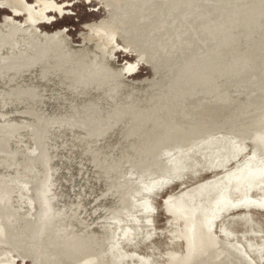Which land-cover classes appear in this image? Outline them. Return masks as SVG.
I'll list each match as a JSON object with an SVG mask.
<instances>
[{"label":"water","instance_id":"1","mask_svg":"<svg viewBox=\"0 0 264 264\" xmlns=\"http://www.w3.org/2000/svg\"><path fill=\"white\" fill-rule=\"evenodd\" d=\"M0 264H264V0L1 68Z\"/></svg>","mask_w":264,"mask_h":264},{"label":"rangeland","instance_id":"2","mask_svg":"<svg viewBox=\"0 0 264 264\" xmlns=\"http://www.w3.org/2000/svg\"><path fill=\"white\" fill-rule=\"evenodd\" d=\"M14 1L0 0V69L212 0Z\"/></svg>","mask_w":264,"mask_h":264},{"label":"bare ground","instance_id":"3","mask_svg":"<svg viewBox=\"0 0 264 264\" xmlns=\"http://www.w3.org/2000/svg\"><path fill=\"white\" fill-rule=\"evenodd\" d=\"M16 5L18 8L21 6V2L18 1V0H15L13 5ZM2 6H6L5 4H1ZM4 7H0V8H4ZM22 10H24V8H22ZM12 23V22H10ZM34 42H42L44 37L41 36V34H38V36L36 38H31ZM74 44H64L62 48L60 49H63V48H66V47H69V46H72ZM60 49H55V48H49V52L48 53H51V52H54V51H57V50H60ZM37 57L36 54L33 55V58Z\"/></svg>","mask_w":264,"mask_h":264}]
</instances>
